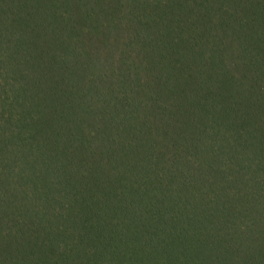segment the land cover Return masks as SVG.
Segmentation results:
<instances>
[{
	"label": "trees",
	"instance_id": "obj_1",
	"mask_svg": "<svg viewBox=\"0 0 264 264\" xmlns=\"http://www.w3.org/2000/svg\"><path fill=\"white\" fill-rule=\"evenodd\" d=\"M0 264H264V0H0Z\"/></svg>",
	"mask_w": 264,
	"mask_h": 264
}]
</instances>
